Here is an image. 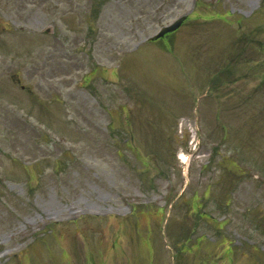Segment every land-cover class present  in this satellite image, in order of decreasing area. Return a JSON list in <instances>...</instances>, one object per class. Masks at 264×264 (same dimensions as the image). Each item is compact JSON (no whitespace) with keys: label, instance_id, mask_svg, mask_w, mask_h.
<instances>
[{"label":"rangeland","instance_id":"374dc122","mask_svg":"<svg viewBox=\"0 0 264 264\" xmlns=\"http://www.w3.org/2000/svg\"><path fill=\"white\" fill-rule=\"evenodd\" d=\"M0 264H264V0H0Z\"/></svg>","mask_w":264,"mask_h":264},{"label":"flooded vegetation","instance_id":"af4514ba","mask_svg":"<svg viewBox=\"0 0 264 264\" xmlns=\"http://www.w3.org/2000/svg\"><path fill=\"white\" fill-rule=\"evenodd\" d=\"M174 33L173 34H169L164 36L163 39H161L160 41H158V45L161 46L163 49L168 50L169 47L174 43L173 37H174ZM208 189L210 190V186H207ZM232 192H234V190L230 189L229 190V195H232ZM206 194L209 196H211L210 192L207 191Z\"/></svg>","mask_w":264,"mask_h":264},{"label":"water","instance_id":"95a60500","mask_svg":"<svg viewBox=\"0 0 264 264\" xmlns=\"http://www.w3.org/2000/svg\"><path fill=\"white\" fill-rule=\"evenodd\" d=\"M182 21H183V17H181L178 20H176L170 26L162 28L158 34H156L154 37H152V39H156V38L162 37L164 34L174 31L175 29H177L180 26Z\"/></svg>","mask_w":264,"mask_h":264}]
</instances>
